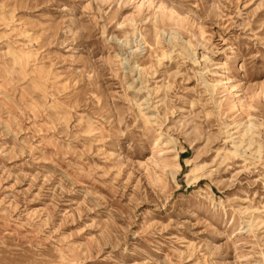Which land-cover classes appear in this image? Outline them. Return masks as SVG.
<instances>
[{
  "label": "rangeland",
  "instance_id": "rangeland-1",
  "mask_svg": "<svg viewBox=\"0 0 264 264\" xmlns=\"http://www.w3.org/2000/svg\"><path fill=\"white\" fill-rule=\"evenodd\" d=\"M264 264V0H0V264Z\"/></svg>",
  "mask_w": 264,
  "mask_h": 264
},
{
  "label": "bare ground",
  "instance_id": "bare-ground-1",
  "mask_svg": "<svg viewBox=\"0 0 264 264\" xmlns=\"http://www.w3.org/2000/svg\"><path fill=\"white\" fill-rule=\"evenodd\" d=\"M251 263H252V260H251V256L249 255L240 256L236 260V264H251Z\"/></svg>",
  "mask_w": 264,
  "mask_h": 264
}]
</instances>
